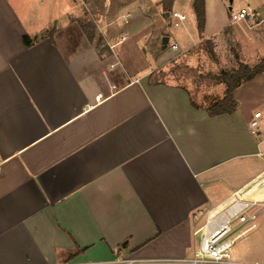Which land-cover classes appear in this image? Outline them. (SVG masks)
<instances>
[{
	"label": "crops",
	"instance_id": "1",
	"mask_svg": "<svg viewBox=\"0 0 264 264\" xmlns=\"http://www.w3.org/2000/svg\"><path fill=\"white\" fill-rule=\"evenodd\" d=\"M119 1L101 7L91 43L83 0H0V264H184L199 245L195 214L238 191L264 200V74L235 91L234 114L217 117L206 112L212 103L155 76L174 55L264 21L237 31L240 9L205 0L199 32L193 0L169 11L163 0ZM154 11L165 26L148 22ZM128 33L131 49L148 47L150 59L136 56L144 66L115 52ZM246 246L238 259L259 263V248Z\"/></svg>",
	"mask_w": 264,
	"mask_h": 264
},
{
	"label": "rangeland",
	"instance_id": "2",
	"mask_svg": "<svg viewBox=\"0 0 264 264\" xmlns=\"http://www.w3.org/2000/svg\"><path fill=\"white\" fill-rule=\"evenodd\" d=\"M85 3L86 18L82 19L83 23L87 26V30L90 33H95V26L98 21L103 17L101 7L107 6L111 2H120L119 0H83ZM231 1L233 3L231 4ZM30 4L38 6L39 3L36 0H26ZM227 8L234 7L235 9H241L243 7H249L252 11H255L256 17L264 21V0H224ZM40 6V5H39ZM40 8V7H39ZM67 9V8H66ZM40 11V10H39ZM63 13V9L57 7L52 10V15H60ZM70 14V12H69ZM156 11L150 13L151 22H160L165 26V17L158 15L156 17ZM136 18V17H134ZM134 18L132 20H134ZM113 15L107 16L106 21L113 20ZM255 21V20H254ZM252 21L251 24L255 22ZM82 23V22H81ZM147 23V24H149ZM231 24H233L231 22ZM235 30L240 26L239 23H235ZM149 27V26H148ZM127 27L126 29H128ZM150 28H147L145 33L149 32ZM169 29V28H166ZM178 30L172 27L171 31ZM238 31V30H237ZM54 30L50 28L40 37L46 35L49 36ZM237 34V40L233 34L226 33L221 38L220 44L209 45L202 43L199 45L194 52L189 54L185 58H173L170 62L166 63L159 72L155 73L158 80H164L169 78L179 85L187 87L196 101L202 106H208L216 100H219L223 95V85L218 82V77L224 71H231L238 68L240 63L250 64L257 63L264 58V40L261 37L264 36V25L258 30H247L244 27V31ZM128 42L122 43L116 48V53H120L121 59L131 65V67L144 66L140 65L141 62L136 60V56L139 55L141 58L147 57L150 59V52L147 45H137L136 50L131 49V44L134 43V38L128 33ZM261 36V37H260ZM261 39V40H260ZM112 46V45H111ZM105 46L104 43V49ZM110 49V46H108ZM130 48V49H129ZM102 49V50H104ZM134 49V51H133ZM213 52H212V50ZM111 50V49H110ZM137 52L138 54H133ZM213 53V55H212ZM167 57L170 56V52H166ZM151 65L153 62L149 61ZM249 241H246L248 240ZM248 242L249 247L259 248V263L264 264V213H262L257 221L256 227L248 233L245 237L241 238L236 242L233 248L232 257L237 260L238 257L243 256L246 253V245ZM239 261V259L237 260Z\"/></svg>",
	"mask_w": 264,
	"mask_h": 264
},
{
	"label": "built area",
	"instance_id": "3",
	"mask_svg": "<svg viewBox=\"0 0 264 264\" xmlns=\"http://www.w3.org/2000/svg\"><path fill=\"white\" fill-rule=\"evenodd\" d=\"M255 11L249 7L242 8L231 13L233 24L247 22L254 19ZM172 17L179 22L186 19V16L173 13ZM127 23V21H126ZM176 27L179 23L175 24ZM127 39L126 34L120 38L117 44ZM111 49L115 45L110 46ZM169 49L177 54L179 47L170 46ZM174 55L173 58H175ZM102 95L98 99H102ZM261 113L255 114V119L251 122L252 128H258ZM1 165V164H0ZM264 213V200H248L241 191L233 193L223 204L216 206L206 212H199L194 215V219L202 223L197 226L194 236L198 239L199 245L194 251L192 258L184 260V264H260L246 260H235L232 257L233 248L238 240L245 237L256 227L258 217ZM71 264V263H67ZM108 264H134L133 260L116 259Z\"/></svg>",
	"mask_w": 264,
	"mask_h": 264
},
{
	"label": "trees",
	"instance_id": "4",
	"mask_svg": "<svg viewBox=\"0 0 264 264\" xmlns=\"http://www.w3.org/2000/svg\"><path fill=\"white\" fill-rule=\"evenodd\" d=\"M173 2L174 0H163L162 6L165 11H169L171 9ZM193 10L197 19L199 32H203L206 18L205 0H193ZM85 30H87V28H85ZM87 35L89 41L92 43L94 40V34L87 32ZM23 42L27 47H31L33 43L29 36H24ZM261 74H264V58L254 65L240 63L238 68L222 72L214 79L225 85V96L223 99L216 100L209 107H207V114L210 117L234 114L238 107V102L234 96L235 91L242 84L255 79Z\"/></svg>",
	"mask_w": 264,
	"mask_h": 264
},
{
	"label": "water",
	"instance_id": "5",
	"mask_svg": "<svg viewBox=\"0 0 264 264\" xmlns=\"http://www.w3.org/2000/svg\"><path fill=\"white\" fill-rule=\"evenodd\" d=\"M168 46H169V38L165 37L163 38L162 40V47H161V50L163 52H165L167 49H168Z\"/></svg>",
	"mask_w": 264,
	"mask_h": 264
}]
</instances>
